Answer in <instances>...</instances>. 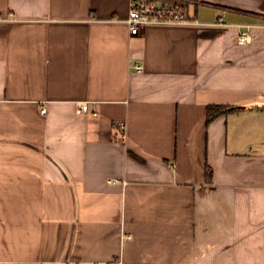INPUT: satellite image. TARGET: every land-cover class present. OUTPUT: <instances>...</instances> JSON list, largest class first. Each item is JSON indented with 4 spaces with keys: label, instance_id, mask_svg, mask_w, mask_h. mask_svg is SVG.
<instances>
[{
    "label": "crops",
    "instance_id": "1",
    "mask_svg": "<svg viewBox=\"0 0 264 264\" xmlns=\"http://www.w3.org/2000/svg\"><path fill=\"white\" fill-rule=\"evenodd\" d=\"M131 2L0 0V264H264V0Z\"/></svg>",
    "mask_w": 264,
    "mask_h": 264
},
{
    "label": "built area",
    "instance_id": "2",
    "mask_svg": "<svg viewBox=\"0 0 264 264\" xmlns=\"http://www.w3.org/2000/svg\"><path fill=\"white\" fill-rule=\"evenodd\" d=\"M127 24L130 27L132 35L141 34L147 27L150 26H197L201 23L196 19H193L188 11L186 5L176 2L164 5H158L154 0H132L129 17ZM220 26H226L223 21L216 23ZM240 32L238 34V40L242 44H250L253 41V30L264 29V24H241L238 25ZM134 70L142 72L144 66L142 64L133 63ZM47 109L42 108V113H46ZM89 103L79 110V113H90ZM93 115H97L96 111L92 112ZM125 123H119L116 128L121 135L125 134ZM117 183L119 180H113ZM120 263V262H119Z\"/></svg>",
    "mask_w": 264,
    "mask_h": 264
},
{
    "label": "trees",
    "instance_id": "3",
    "mask_svg": "<svg viewBox=\"0 0 264 264\" xmlns=\"http://www.w3.org/2000/svg\"><path fill=\"white\" fill-rule=\"evenodd\" d=\"M242 108L232 106V105H210L207 108V116L208 120L207 123L208 125L211 124L215 119H217L221 115L225 114H230V113H235L238 111H241ZM213 169L207 165L206 166V181L208 183L213 182Z\"/></svg>",
    "mask_w": 264,
    "mask_h": 264
},
{
    "label": "rangeland",
    "instance_id": "4",
    "mask_svg": "<svg viewBox=\"0 0 264 264\" xmlns=\"http://www.w3.org/2000/svg\"><path fill=\"white\" fill-rule=\"evenodd\" d=\"M86 104V103H85Z\"/></svg>",
    "mask_w": 264,
    "mask_h": 264
}]
</instances>
